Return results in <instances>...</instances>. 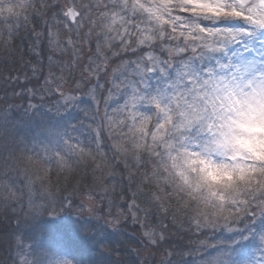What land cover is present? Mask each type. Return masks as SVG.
Here are the masks:
<instances>
[{
	"label": "snow or ice",
	"instance_id": "1",
	"mask_svg": "<svg viewBox=\"0 0 264 264\" xmlns=\"http://www.w3.org/2000/svg\"><path fill=\"white\" fill-rule=\"evenodd\" d=\"M40 8L0 31V264H264V0Z\"/></svg>",
	"mask_w": 264,
	"mask_h": 264
},
{
	"label": "rangeland",
	"instance_id": "2",
	"mask_svg": "<svg viewBox=\"0 0 264 264\" xmlns=\"http://www.w3.org/2000/svg\"><path fill=\"white\" fill-rule=\"evenodd\" d=\"M18 2L23 3L25 7L23 8L18 7L17 6ZM47 2H50V0H12V7L10 10L0 8V18L1 16L2 17L8 16L11 18H16V16H18L19 22H22L24 21V17L27 16L28 11L30 13L31 10H33L32 13L34 14L32 13L31 14L34 16L37 15L38 13L43 12V9L40 8V5L42 3H47ZM29 6H31V9H29ZM21 11L23 12V14L21 13ZM19 18H23V19H19ZM43 18L44 17L41 16V19ZM61 38H63V34H61ZM249 131L253 133L264 134V128H260V127H251ZM245 146L250 154L254 152L259 153L260 155L264 154V140H256V139L249 140L246 142ZM251 155L253 156V154ZM261 174L262 173L260 171H257V169H249L244 176L239 178L240 183L242 186H246L248 188H253V189H255L258 185L264 186V177L261 176ZM228 179H232V178H228ZM45 219H46L45 215L41 213L39 216L36 217L35 224L31 225V227L34 228L37 232L52 231L51 228L52 226L49 225ZM218 240L220 244L222 242H226L225 245H227L228 247L225 249V245L222 246L226 253V256L230 259H235V253L231 251L234 245V241L227 239L225 237H218Z\"/></svg>",
	"mask_w": 264,
	"mask_h": 264
},
{
	"label": "trees",
	"instance_id": "3",
	"mask_svg": "<svg viewBox=\"0 0 264 264\" xmlns=\"http://www.w3.org/2000/svg\"><path fill=\"white\" fill-rule=\"evenodd\" d=\"M29 9H31V6H29ZM33 10H31V12L27 13L28 17H32L34 15V13H32ZM21 13L23 14V12L21 11ZM32 13V14H31ZM25 18V17H24ZM19 19H23V18H19ZM25 21L19 22L18 20V16H16V18H11V17H2L0 18V31L5 30L7 27L12 26L15 27L17 23L23 25ZM29 27H31V24L29 23L28 25ZM23 34V33H21ZM11 47V45H9V48ZM8 53V49L5 48L4 46V42L3 40H0V60H3L5 58V56ZM0 152H3L5 156L8 155L7 152H4V146H5V141L3 139H0ZM253 154V157L258 160V161H264V154L260 155L259 153H251ZM20 166L24 167L27 170V173L29 175L32 176H39L40 180L43 181L45 183V185L47 186L49 183L52 186H55L56 184H60L61 186H63L65 179L71 181L74 179V177H69L67 176L66 173H60L59 176H57L55 173H53L52 175H45L43 170L40 168V166L36 163H29L28 161H21L20 162ZM91 162H88V167L89 170L91 169ZM3 167V159H0V169H2ZM257 171H260L262 174L261 176L264 177V170L262 169H257ZM89 174H91L89 172ZM21 179H23V177H21ZM37 184L39 185V181H37ZM0 215H2V209H0ZM52 230H57V231H64L67 229H70L72 227V223H71V219H65L63 221H61L59 224L57 225H51ZM41 227V226H40ZM121 241L124 239L123 237L120 238ZM131 242V241H130ZM224 243V244H223ZM226 244V242H222L221 246H224ZM109 246H112V244H110ZM228 246L225 245V249ZM239 250V249H238ZM121 254L125 255L123 248L120 249Z\"/></svg>",
	"mask_w": 264,
	"mask_h": 264
}]
</instances>
